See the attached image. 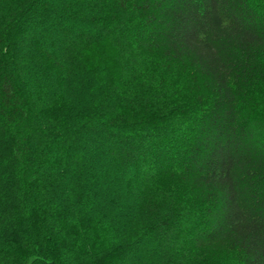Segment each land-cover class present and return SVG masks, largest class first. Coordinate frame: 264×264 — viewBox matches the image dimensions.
<instances>
[{"label":"trees","instance_id":"trees-1","mask_svg":"<svg viewBox=\"0 0 264 264\" xmlns=\"http://www.w3.org/2000/svg\"><path fill=\"white\" fill-rule=\"evenodd\" d=\"M0 264H264V0H0Z\"/></svg>","mask_w":264,"mask_h":264},{"label":"clouds","instance_id":"clouds-1","mask_svg":"<svg viewBox=\"0 0 264 264\" xmlns=\"http://www.w3.org/2000/svg\"><path fill=\"white\" fill-rule=\"evenodd\" d=\"M5 7H7V5H5ZM240 226L235 222V221H229V222H225L222 223L220 226V232L221 234L224 233L225 231L231 229H238Z\"/></svg>","mask_w":264,"mask_h":264}]
</instances>
